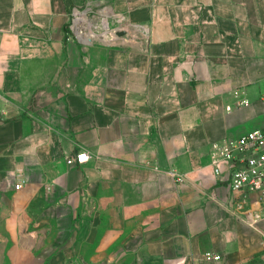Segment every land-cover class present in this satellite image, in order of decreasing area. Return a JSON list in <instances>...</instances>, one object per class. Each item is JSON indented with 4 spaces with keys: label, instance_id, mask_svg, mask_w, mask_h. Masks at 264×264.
I'll list each match as a JSON object with an SVG mask.
<instances>
[{
    "label": "crops",
    "instance_id": "0c3cea01",
    "mask_svg": "<svg viewBox=\"0 0 264 264\" xmlns=\"http://www.w3.org/2000/svg\"><path fill=\"white\" fill-rule=\"evenodd\" d=\"M75 8L148 35L69 41ZM255 129L264 0H0V264L258 261L264 201L209 166Z\"/></svg>",
    "mask_w": 264,
    "mask_h": 264
},
{
    "label": "built area",
    "instance_id": "2783aa9c",
    "mask_svg": "<svg viewBox=\"0 0 264 264\" xmlns=\"http://www.w3.org/2000/svg\"><path fill=\"white\" fill-rule=\"evenodd\" d=\"M124 33L120 36L119 33ZM148 28L132 24L128 17L117 14L111 9L102 8L98 11L85 8L72 10L67 29L69 41H81L88 44L115 45L121 41H130L137 36L148 35ZM244 100L241 105H247ZM89 159L86 152L67 159L69 165L82 164ZM213 174L221 177L229 173L228 188L232 194H240L245 201L250 195H258L264 201V130L255 129L238 139L224 140L214 143L210 149V164ZM180 181L183 174L173 173ZM22 185L18 183L16 189ZM237 203V202H236ZM239 205V203H237ZM255 224L251 223L253 226ZM263 254L259 260H250L244 264H264V234L262 235ZM206 260L221 261L220 254L207 252Z\"/></svg>",
    "mask_w": 264,
    "mask_h": 264
},
{
    "label": "water",
    "instance_id": "95a60500",
    "mask_svg": "<svg viewBox=\"0 0 264 264\" xmlns=\"http://www.w3.org/2000/svg\"><path fill=\"white\" fill-rule=\"evenodd\" d=\"M119 35H120V36H123V35H124V33H123V32H122V33H119Z\"/></svg>",
    "mask_w": 264,
    "mask_h": 264
}]
</instances>
